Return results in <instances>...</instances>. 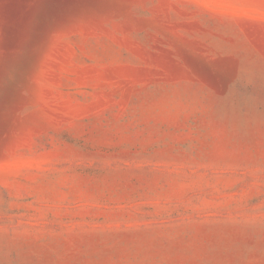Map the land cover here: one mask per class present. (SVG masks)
Wrapping results in <instances>:
<instances>
[{
	"label": "rangeland",
	"instance_id": "rangeland-1",
	"mask_svg": "<svg viewBox=\"0 0 264 264\" xmlns=\"http://www.w3.org/2000/svg\"><path fill=\"white\" fill-rule=\"evenodd\" d=\"M0 264H264V0H0Z\"/></svg>",
	"mask_w": 264,
	"mask_h": 264
}]
</instances>
